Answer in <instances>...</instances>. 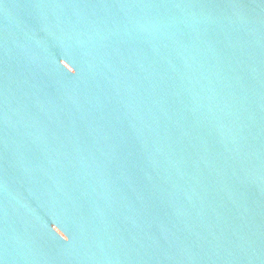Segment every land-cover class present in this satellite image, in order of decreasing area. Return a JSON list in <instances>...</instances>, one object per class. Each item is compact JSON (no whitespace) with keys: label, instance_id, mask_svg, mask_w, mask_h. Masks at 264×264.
<instances>
[{"label":"water","instance_id":"95a60500","mask_svg":"<svg viewBox=\"0 0 264 264\" xmlns=\"http://www.w3.org/2000/svg\"><path fill=\"white\" fill-rule=\"evenodd\" d=\"M0 264H264V0H0Z\"/></svg>","mask_w":264,"mask_h":264}]
</instances>
